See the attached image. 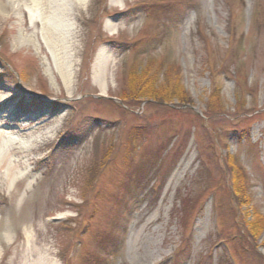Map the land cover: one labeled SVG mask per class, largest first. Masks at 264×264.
Masks as SVG:
<instances>
[{"label": "rangeland", "instance_id": "374dc122", "mask_svg": "<svg viewBox=\"0 0 264 264\" xmlns=\"http://www.w3.org/2000/svg\"><path fill=\"white\" fill-rule=\"evenodd\" d=\"M30 17L0 16V133L44 140L0 185V264H264V0H89L67 65L17 45ZM132 69L181 77L193 104H124Z\"/></svg>", "mask_w": 264, "mask_h": 264}, {"label": "bare ground", "instance_id": "6f19581e", "mask_svg": "<svg viewBox=\"0 0 264 264\" xmlns=\"http://www.w3.org/2000/svg\"><path fill=\"white\" fill-rule=\"evenodd\" d=\"M89 0H0V16H10L13 13H30L31 17L27 21V32L21 33L17 45L27 47L36 40H43L48 45V53L53 59H62L66 62L74 59V28L73 22L76 20V12H80L87 5ZM40 27V33L36 29ZM40 35V36H39ZM14 117L10 123H20L23 125L32 118L20 119L11 112ZM3 118V117H2ZM0 128H6L8 118L2 119ZM1 123V122H0ZM3 125V126H2ZM10 132L0 133V185L6 186L10 190V185L18 179L25 177L19 170L31 160L24 148L32 144H43V137L33 133L24 134L25 130L15 126ZM8 128V127H7ZM28 136H30L28 138ZM28 138L29 141L25 139ZM16 148L23 149L22 154L12 153ZM12 153V154H11ZM25 153V154H24ZM16 158L11 160L10 157ZM5 167V168H4ZM4 169V170H3ZM47 256L41 254L36 264H52L49 258V249L45 251ZM34 264V262H33Z\"/></svg>", "mask_w": 264, "mask_h": 264}, {"label": "trees", "instance_id": "16d2710c", "mask_svg": "<svg viewBox=\"0 0 264 264\" xmlns=\"http://www.w3.org/2000/svg\"><path fill=\"white\" fill-rule=\"evenodd\" d=\"M131 86L129 92H123L121 100L124 104H131L137 106L141 101H149L154 104H172L177 101L179 105H192L193 101L190 95L185 91L181 77H177L173 81L169 79L163 73L154 72L151 73L146 69L131 70ZM21 78V77H20ZM221 94L220 88H215L214 98H219ZM204 127L205 124H204ZM233 156L228 154L225 158L226 165L229 173L232 176V194L235 197L240 207H245L251 204L247 195V186L245 185L243 172L239 167L234 166ZM100 170V167H93L90 171L91 176L94 180L96 174ZM93 180V181H94ZM249 190V188H248ZM250 227L249 233L251 238L256 241L259 234L264 233V218L261 216H255L251 222L248 223Z\"/></svg>", "mask_w": 264, "mask_h": 264}]
</instances>
